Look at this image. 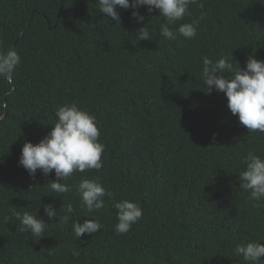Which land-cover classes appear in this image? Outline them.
I'll use <instances>...</instances> for the list:
<instances>
[{"label": "trees", "instance_id": "16d2710c", "mask_svg": "<svg viewBox=\"0 0 264 264\" xmlns=\"http://www.w3.org/2000/svg\"><path fill=\"white\" fill-rule=\"evenodd\" d=\"M117 11L120 24L98 0H0V50L21 57L11 82L0 78V264H246L233 249L264 243V201L254 207L238 176L249 151L264 158V133L243 127L223 93H207L202 58L227 56L234 68L251 55L264 61V0H197L171 26L199 20L192 39L160 35L158 10L138 9L141 24L133 9ZM146 25L151 40L139 41ZM69 103L95 115L105 150L100 170L74 172L64 181L72 191L60 194L46 185L54 170L32 178L18 160ZM83 179L113 194L103 209L82 206ZM121 200L143 214L118 235ZM68 204V223L57 225ZM26 211L48 223L44 237L20 231L15 214ZM96 218L101 231L78 240L72 223Z\"/></svg>", "mask_w": 264, "mask_h": 264}, {"label": "clouds", "instance_id": "9594fccd", "mask_svg": "<svg viewBox=\"0 0 264 264\" xmlns=\"http://www.w3.org/2000/svg\"><path fill=\"white\" fill-rule=\"evenodd\" d=\"M99 13L120 24V14L117 8L133 9L131 16L137 24L144 21L138 9L144 7L148 13L158 10L164 18L160 24V35L168 40H176L178 36L185 39L195 38L199 20L191 23H182L173 30L172 25L191 15L189 6L196 4L197 0H98ZM203 8V4H199ZM200 19H203L201 15ZM139 41L151 40L148 25L140 27L137 35ZM21 63V57L15 49L0 50V78L11 82L16 67ZM202 79L207 88V93L213 90L221 92L227 99V107L233 116L238 117L239 123L251 132L264 133V61L258 60L254 55L248 57L243 68H234L227 56L212 60L207 56L202 58ZM56 122L52 130L39 143L25 142L21 149L18 166H22L32 178L36 177L37 170L47 177L54 170L55 181L49 185L55 193H68L72 186L65 183L74 172L86 170H100L103 167L102 154L105 145L99 142L100 130L95 115L80 109L75 103L60 106L56 113ZM215 141V134L212 137ZM245 169L240 172L238 179L240 189L250 193L249 199L255 201L253 206L259 207L264 201V158L249 151L243 158ZM62 181V182H61ZM75 190L81 198L82 206L88 213L99 211L105 207V197L112 198L97 179H83ZM44 215L49 221L57 218L58 212L53 203L44 204ZM113 207L117 210L115 231L118 235L130 231L133 224L137 223L143 214L139 203L121 200L116 201ZM61 210L64 215L57 225L68 223L74 209L71 204ZM20 221V231L28 232L32 236L44 237L43 233L48 227L42 218L30 212L22 215L16 213ZM72 229L81 239L85 234L92 235L102 225L99 219H85L83 223L74 221ZM235 255L242 256L246 264H264V243L248 241L238 243L233 249ZM73 256L79 255V250L74 248Z\"/></svg>", "mask_w": 264, "mask_h": 264}]
</instances>
